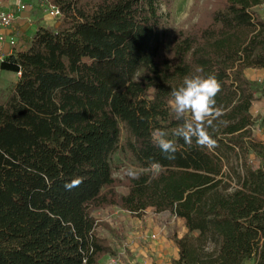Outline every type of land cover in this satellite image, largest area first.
Masks as SVG:
<instances>
[{
	"label": "trees",
	"instance_id": "1",
	"mask_svg": "<svg viewBox=\"0 0 264 264\" xmlns=\"http://www.w3.org/2000/svg\"><path fill=\"white\" fill-rule=\"evenodd\" d=\"M45 1L57 24L1 63L20 77L0 101V264H102L116 249L99 229L124 234L94 214L108 206L165 216L175 264H264V141L248 76L264 72V0H214L205 20L174 32L161 10L170 0ZM190 74L221 84L212 148L172 135L170 90ZM260 85L264 97V73ZM155 128L176 141L174 159L153 144ZM118 150L138 171L162 167L121 179Z\"/></svg>",
	"mask_w": 264,
	"mask_h": 264
},
{
	"label": "rangeland",
	"instance_id": "2",
	"mask_svg": "<svg viewBox=\"0 0 264 264\" xmlns=\"http://www.w3.org/2000/svg\"><path fill=\"white\" fill-rule=\"evenodd\" d=\"M25 1L31 8L28 15V23L32 24L33 27H38L39 25L55 26L57 21H59L51 19L45 11L44 5L52 3L45 0H41L40 3L37 0ZM213 2L214 0H170L169 6L162 3L161 10L167 13V28L171 32L180 29L186 30L196 22L205 20L213 7ZM27 31L29 32V29ZM14 34L19 39V34L16 31ZM248 76L256 83V99L251 108L253 117L252 129L254 135L264 141V124L262 123L264 97L260 91L263 76L257 69L248 70ZM4 84V87L0 89V101H3L13 89L15 76L12 75V77L7 78ZM123 139L124 132L122 130L121 141ZM112 165L114 175L121 179L128 174L129 166H133L137 171L139 170L129 153L123 150H118L112 155ZM94 214L100 220L108 222L112 227L121 226L124 231L120 241H117L106 229H99V233L106 235L109 244L116 249V253L107 255L102 260V264L175 263V257L177 256L176 247L164 233L165 216L154 214L151 210H146L142 216H136L113 206L96 211ZM151 235L155 236L152 237ZM244 264H253V261L249 260Z\"/></svg>",
	"mask_w": 264,
	"mask_h": 264
},
{
	"label": "clouds",
	"instance_id": "3",
	"mask_svg": "<svg viewBox=\"0 0 264 264\" xmlns=\"http://www.w3.org/2000/svg\"><path fill=\"white\" fill-rule=\"evenodd\" d=\"M220 92L221 84L214 75H186L180 86L170 90L168 107L174 119L179 122L172 135L182 139L187 146H192L195 142L199 147H214L216 142L209 129L214 128V122L223 115V110L217 106L216 101ZM151 138L153 144L159 148L166 159L175 158L178 146L176 141L169 138L167 131L155 128L151 131ZM161 167L158 161H150L147 167L140 171L129 166L127 173L136 179L139 178L141 172L155 177ZM79 182L77 180L73 184ZM73 184H66L65 187L70 190Z\"/></svg>",
	"mask_w": 264,
	"mask_h": 264
},
{
	"label": "built area",
	"instance_id": "4",
	"mask_svg": "<svg viewBox=\"0 0 264 264\" xmlns=\"http://www.w3.org/2000/svg\"><path fill=\"white\" fill-rule=\"evenodd\" d=\"M14 7L12 9H6L3 2L0 0V70L1 63L10 55L18 51L17 37L7 30L15 20L17 13L25 11L29 8V4L25 0H12ZM45 11L48 16L53 20H59L61 18L60 9L52 4H45ZM262 15L264 16V1L260 4ZM20 74V73H18ZM154 237L155 235H151Z\"/></svg>",
	"mask_w": 264,
	"mask_h": 264
},
{
	"label": "crops",
	"instance_id": "5",
	"mask_svg": "<svg viewBox=\"0 0 264 264\" xmlns=\"http://www.w3.org/2000/svg\"><path fill=\"white\" fill-rule=\"evenodd\" d=\"M3 2V5L6 9H12L14 7L13 1L12 0H1ZM30 7V6H29ZM31 8H28L25 11L19 12L15 18V20L13 21L12 25L10 26V28L7 30V32H11L12 34L18 33L19 34V39L18 40V46L17 48L19 50L24 49L25 45H26V40L27 37L30 35V33H32L37 26L33 27L32 24L28 23V15L30 12ZM29 29V32L27 31ZM15 35V34H14ZM257 71H260V73L263 76V71L257 69ZM2 75V77H1ZM15 76V84L18 81L20 74L15 73V72H11V71H4V70H0V89L1 87H4V83L6 81L7 78ZM14 84V85H15ZM182 231H185V228H182ZM177 251V248H176ZM177 256L175 257L176 260ZM175 264V263H174Z\"/></svg>",
	"mask_w": 264,
	"mask_h": 264
}]
</instances>
